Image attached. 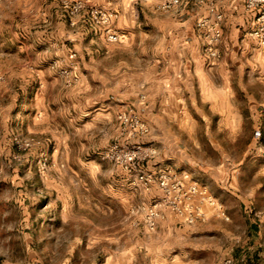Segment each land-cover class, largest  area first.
<instances>
[{
  "label": "rangeland",
  "instance_id": "1",
  "mask_svg": "<svg viewBox=\"0 0 264 264\" xmlns=\"http://www.w3.org/2000/svg\"><path fill=\"white\" fill-rule=\"evenodd\" d=\"M63 1L0 0V264H264V46L252 34L247 48L221 40L209 59L192 28L183 60L195 95L149 111L139 90L154 70L139 57L153 59L156 41L180 38L175 20L205 8L89 0L117 12L121 39L111 41ZM72 52L69 83L60 69ZM130 108L150 131L137 140L155 149L144 168L189 175L229 220L206 207L208 220L189 224L166 208L155 230L145 226L161 191L103 157L124 137L118 116ZM183 157L179 170L171 162Z\"/></svg>",
  "mask_w": 264,
  "mask_h": 264
},
{
  "label": "built area",
  "instance_id": "2",
  "mask_svg": "<svg viewBox=\"0 0 264 264\" xmlns=\"http://www.w3.org/2000/svg\"><path fill=\"white\" fill-rule=\"evenodd\" d=\"M221 1L139 0L141 4L163 13L177 12L186 4L205 7L207 14L199 17L196 25L206 40L205 52L209 59H217L220 56L217 45L223 37L221 26L223 15L218 9V4ZM244 5L248 11L256 13V26L251 34L264 46V0H244ZM63 6L73 20L82 13H86L89 22L105 29L109 40L118 41L121 39V34L111 26L118 17L117 12L98 7L89 0H64ZM72 24L75 23L72 21ZM76 57L77 53L72 52L69 66L60 69L61 75L69 83L77 79L72 70ZM145 98L146 96L142 95V99ZM118 120L124 137L106 148L103 157L131 174L135 182L141 187L145 189L158 187L161 191L159 199L145 209L143 219L145 226L155 230L159 221L165 217L164 209L166 208L189 224L207 221L209 214L206 207L212 209L218 217L225 220L230 219L224 204L213 197L207 189L196 183L187 182L189 175L181 176L172 169L154 173L144 168V164L154 156L155 149L137 140L138 137L150 132L138 111L130 108L120 113ZM227 263L233 264L234 261L229 259Z\"/></svg>",
  "mask_w": 264,
  "mask_h": 264
},
{
  "label": "crops",
  "instance_id": "3",
  "mask_svg": "<svg viewBox=\"0 0 264 264\" xmlns=\"http://www.w3.org/2000/svg\"><path fill=\"white\" fill-rule=\"evenodd\" d=\"M218 9L223 15L221 23L223 37L220 47L225 49L230 45V47L239 46L247 48L246 41L248 38L250 39L252 37L251 31L256 26V13L250 12L245 8L244 0H222L218 4ZM122 18L123 14L119 21H117V26L123 27ZM185 18L186 19L183 21L179 19L175 20V23H177V26L179 27L178 37L180 38L174 39L172 36L170 39H167L168 37H166V41L162 45L156 41V47L153 53L155 56L151 60H147V57H149V51L147 50H144L145 52H143V55L139 57L141 65L143 62L147 63L144 68L142 67L144 65L141 66L142 70L150 69V67L154 70L153 76L151 78H147V80L143 83L144 90H139V93L144 91L148 95L149 111L156 109V102L158 101L159 103H166L168 101H184L186 90H191V94L195 95L194 92V94L192 93L194 87H188V82L184 80L186 77L184 70L189 67L186 66V68H184L183 57L184 54H186L188 46L185 39L189 36L192 28H197L196 23L198 19L196 16H186ZM130 36V40L134 42L135 39L133 35L130 34ZM143 42L146 46V41ZM141 45H143V43ZM149 124L151 125L150 122ZM152 132H156L153 126ZM164 155L166 156V154ZM187 162V158L183 157L182 161L171 163L179 170H186ZM233 194H235V192H233ZM229 212L231 213L233 219H235L236 215L239 213L238 210H233L230 206Z\"/></svg>",
  "mask_w": 264,
  "mask_h": 264
}]
</instances>
